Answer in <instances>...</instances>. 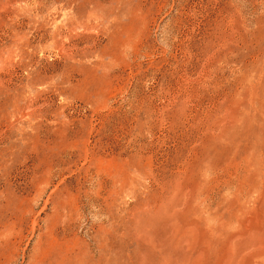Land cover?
I'll return each mask as SVG.
<instances>
[{
    "label": "rangeland",
    "instance_id": "374dc122",
    "mask_svg": "<svg viewBox=\"0 0 264 264\" xmlns=\"http://www.w3.org/2000/svg\"><path fill=\"white\" fill-rule=\"evenodd\" d=\"M0 264H264V0H0Z\"/></svg>",
    "mask_w": 264,
    "mask_h": 264
}]
</instances>
